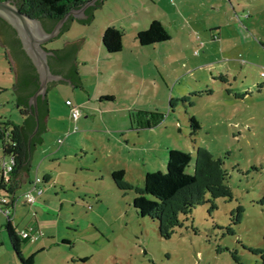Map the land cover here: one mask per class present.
<instances>
[{"label": "rangeland", "instance_id": "rangeland-1", "mask_svg": "<svg viewBox=\"0 0 264 264\" xmlns=\"http://www.w3.org/2000/svg\"><path fill=\"white\" fill-rule=\"evenodd\" d=\"M153 19L171 37L141 45L136 35ZM110 25L124 31L117 52L102 44ZM79 38L83 87L51 84L43 142L10 206L14 225L31 235L22 255H33L32 264H264L249 250L264 247V0H104L90 22L75 18L46 46ZM14 83L0 42V119L22 123ZM109 95L114 99L102 98ZM171 98H178L172 106ZM66 99L79 107L77 120ZM139 119L160 120L136 128ZM198 146L224 159L233 197L215 198L211 211L209 201L197 205L163 238L156 220L137 213L135 189L119 188L111 172L123 168L142 186L148 171H166L169 149L195 155ZM3 160L0 143V175ZM45 173L51 180L39 182L42 192L27 202L29 180ZM238 204L244 210L236 224ZM5 211L0 207V264H26L10 241Z\"/></svg>", "mask_w": 264, "mask_h": 264}, {"label": "trees", "instance_id": "trees-1", "mask_svg": "<svg viewBox=\"0 0 264 264\" xmlns=\"http://www.w3.org/2000/svg\"><path fill=\"white\" fill-rule=\"evenodd\" d=\"M19 9L27 14L38 17L42 20L44 26L51 30L55 23L70 9L81 6L86 0H15ZM104 0H97L95 4L89 6L88 17L79 19L81 22H90L94 16V10ZM72 16L64 23L60 35L67 31L74 20ZM0 28L10 37V42L16 54H10L5 47V58L11 69L15 67L14 61L18 63L16 86L18 91L17 103L23 116L22 123H16L9 118L0 119V143L4 156L13 158L12 169L7 170L2 166L0 175V192L8 195L10 200L7 203L15 207L16 189L22 184L25 173L31 168L32 154L36 146L43 142V132L47 128L46 117L49 111L48 98L38 96V114L40 125L38 131L31 136L36 126V116L34 107L30 105L29 99L39 87V75L31 59L22 48L21 41L18 38L15 29L0 17ZM59 35V36H60ZM124 31L115 25L108 26L102 34V44L108 52H117L122 49V39ZM170 33L163 22L159 19H153L146 29L140 30L136 39L141 45H147L169 39ZM46 46V43H45ZM47 47V46H46ZM48 48V47H47ZM55 55L49 56V63L54 72L62 73L72 79L75 87H83V82L78 72L76 63V54L68 47L53 48ZM60 57L64 64L58 68L52 65V60ZM64 82V81H62ZM54 83V82H52ZM49 84V88L51 84ZM105 99H114V96H103ZM188 95H183L179 99L186 100ZM178 98H171L173 101ZM132 121L135 116L131 113ZM160 119L150 123L149 121L137 120L136 128H147L155 125ZM190 126L194 129L200 127L199 122L194 116L190 117ZM194 160V170H187L191 161ZM8 160H4V163ZM111 176L116 185L121 189H135L136 195L133 198V205L137 213L141 216H148L158 223V231L161 237L170 238L177 227L184 224V219L190 217L193 209L205 202H211L209 210L217 207L215 198L233 197L231 187L227 180L229 173L225 167L222 157H215L214 154L205 146H198L193 155L190 151L180 148H171L168 151L166 171H148L144 177V184L133 185L125 178V169L118 168L111 172ZM40 177V176H39ZM40 182L51 180L49 174L40 177ZM32 180H29L31 184ZM244 206L238 204L231 211V220L233 223H239L242 218ZM185 217V218H183ZM6 229L12 243V246L20 259L26 264L33 263V255L25 258L22 255L20 246L25 237L19 235L16 227L13 225L10 214L6 223ZM194 231L196 229L193 227ZM229 233L234 230L229 227ZM253 253L260 254L264 263V247H249ZM233 257L239 260L235 251Z\"/></svg>", "mask_w": 264, "mask_h": 264}, {"label": "water", "instance_id": "water-1", "mask_svg": "<svg viewBox=\"0 0 264 264\" xmlns=\"http://www.w3.org/2000/svg\"><path fill=\"white\" fill-rule=\"evenodd\" d=\"M96 1L97 0H86L81 6L70 9L55 23L51 30H48L40 18L33 17L26 12L21 11L15 0H0V17L15 29L16 34L21 41L22 48L31 59L39 75V87L29 99L30 105L34 107L36 116V126L31 133L30 138L38 131L40 125L38 114V96L45 98L48 93L49 84L52 82L64 81L72 83L71 78L62 73L54 72L51 69L49 56L55 55V51L52 48H47L45 43L60 35L64 23L70 16L77 18L78 20L81 18H87L88 14L86 12V8L89 5L95 4ZM79 42L80 38L77 40L66 39L64 44L59 48L68 47L76 54ZM12 70L15 83L11 88L14 89L17 99V72L14 68ZM26 174L27 173H25L24 176Z\"/></svg>", "mask_w": 264, "mask_h": 264}, {"label": "built area", "instance_id": "built-area-1", "mask_svg": "<svg viewBox=\"0 0 264 264\" xmlns=\"http://www.w3.org/2000/svg\"><path fill=\"white\" fill-rule=\"evenodd\" d=\"M66 104L71 106L72 115L74 119H76L80 115L79 107L72 105V101L70 99L66 100ZM13 162H14L13 158H10L8 162L4 163V166L6 167L7 170L12 169ZM40 181L41 178L38 175L34 180H32L30 184L31 188L25 194L27 202L29 203L35 202L36 199L35 192H37L38 194L42 192V189L39 187ZM9 200L10 198L8 195L4 194L3 192H0V207L5 208L6 210L5 212L9 211V207L7 206ZM20 233L23 237H27L30 234L28 230H22Z\"/></svg>", "mask_w": 264, "mask_h": 264}, {"label": "flooded vegetation", "instance_id": "flooded-vegetation-1", "mask_svg": "<svg viewBox=\"0 0 264 264\" xmlns=\"http://www.w3.org/2000/svg\"><path fill=\"white\" fill-rule=\"evenodd\" d=\"M91 6V5H89ZM89 6L86 8V12L88 13V8ZM0 42L9 50L10 54H16L15 50L12 47V43L10 42V37H8L7 33H5L3 31V29L0 28ZM15 67L14 69L16 70V72H18L19 70V65L17 62L14 61ZM64 62L60 57H56L52 60V65L55 68H58L60 66H63Z\"/></svg>", "mask_w": 264, "mask_h": 264}, {"label": "crops", "instance_id": "crops-1", "mask_svg": "<svg viewBox=\"0 0 264 264\" xmlns=\"http://www.w3.org/2000/svg\"><path fill=\"white\" fill-rule=\"evenodd\" d=\"M48 48H50V47H48ZM53 49V48H52ZM67 100V99H66ZM79 117V116H78ZM78 117H77V119H78ZM77 119H75V120H77ZM45 121H46V124H47V117H46V119H45ZM3 166H4V160H3ZM45 174H49V173H45ZM50 175V174H49ZM26 177H28V173L25 175ZM24 176V177H25ZM51 176V175H50ZM26 179V178H25ZM14 209H15V207H14ZM12 220V223H13V219H11ZM13 225H14V223H13ZM15 227H16V229H17V231L19 232V235L21 236V231L22 230H25V229H20V231H19V229L17 228V226L16 225H14ZM37 234V233H36ZM30 234H29V236H27V237H25L24 239H29L30 238Z\"/></svg>", "mask_w": 264, "mask_h": 264}]
</instances>
